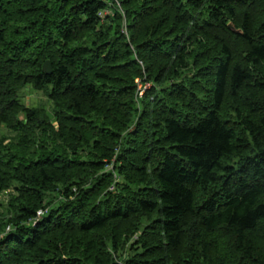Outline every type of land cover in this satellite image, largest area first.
<instances>
[{
    "label": "trees",
    "instance_id": "16d2710c",
    "mask_svg": "<svg viewBox=\"0 0 264 264\" xmlns=\"http://www.w3.org/2000/svg\"><path fill=\"white\" fill-rule=\"evenodd\" d=\"M1 125L0 264H264V0H0Z\"/></svg>",
    "mask_w": 264,
    "mask_h": 264
},
{
    "label": "rangeland",
    "instance_id": "374dc122",
    "mask_svg": "<svg viewBox=\"0 0 264 264\" xmlns=\"http://www.w3.org/2000/svg\"><path fill=\"white\" fill-rule=\"evenodd\" d=\"M108 12V11H107ZM19 99L21 100V102L27 106V107H33V108H42L43 111H45V113L47 115L51 114V103L49 102V100L47 99V97L44 95L43 92L41 91H36L31 89L29 86H25L23 87L22 90L19 91L18 93ZM54 126H56V123H53ZM6 136V142H9L11 139L15 140L17 137V133L9 130L6 128V126L1 125L0 126V137ZM112 164H108L106 166L107 170H111L112 169ZM117 176L114 174V178ZM110 189H113V187H111ZM12 188L6 190V191H2L0 192V220H2L1 222H3L5 220V222L8 220L9 217V206H8V202H9V194L12 192L11 191ZM44 211H46V209H44ZM11 214V213H10ZM43 214V210H38L37 211V219L38 217H40ZM5 218V219H3ZM10 225L7 224L6 227L4 228V231H2L3 233L6 232L7 230H9ZM1 232V233H2ZM0 233V234H1ZM138 236V233L132 238L130 239V244L134 241V239ZM128 249V247L126 248ZM127 251L124 252V255ZM117 264H124L121 260L117 261Z\"/></svg>",
    "mask_w": 264,
    "mask_h": 264
},
{
    "label": "water",
    "instance_id": "95a60500",
    "mask_svg": "<svg viewBox=\"0 0 264 264\" xmlns=\"http://www.w3.org/2000/svg\"><path fill=\"white\" fill-rule=\"evenodd\" d=\"M228 27L235 33H242L241 29H236L234 24L232 22H229ZM42 70L45 74H51L52 69H51V64L49 60H45L42 64Z\"/></svg>",
    "mask_w": 264,
    "mask_h": 264
}]
</instances>
